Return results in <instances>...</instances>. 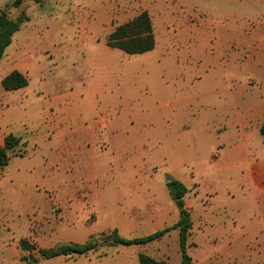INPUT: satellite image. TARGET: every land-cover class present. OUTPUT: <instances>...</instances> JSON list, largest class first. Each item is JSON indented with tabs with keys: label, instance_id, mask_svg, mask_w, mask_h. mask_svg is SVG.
I'll return each instance as SVG.
<instances>
[{
	"label": "rangeland",
	"instance_id": "rangeland-1",
	"mask_svg": "<svg viewBox=\"0 0 264 264\" xmlns=\"http://www.w3.org/2000/svg\"><path fill=\"white\" fill-rule=\"evenodd\" d=\"M14 1L0 0V13L29 17L19 32L30 35L40 61L32 86L40 73L53 82L70 71L75 89H96L107 78L113 99L97 102L93 114L96 102H86L83 124L97 118V140L105 129L120 136L110 151L101 137L107 152L72 166L55 159L49 137L35 146L16 136L24 145L0 171V264H140V254L181 264L171 179L189 190L193 262L249 259L252 228L264 226L262 182L251 169L264 161V139L251 134L247 117L249 103L264 96L250 61L264 42L256 22L264 0H24L19 8ZM143 11L154 25V50L129 55L106 45L115 27ZM80 162L85 171L94 163L98 178L76 177ZM115 229L126 239L169 231L147 244L114 245ZM87 243L95 246L84 254L41 253Z\"/></svg>",
	"mask_w": 264,
	"mask_h": 264
},
{
	"label": "crops",
	"instance_id": "crops-1",
	"mask_svg": "<svg viewBox=\"0 0 264 264\" xmlns=\"http://www.w3.org/2000/svg\"><path fill=\"white\" fill-rule=\"evenodd\" d=\"M261 16L262 18H256V22L261 25V36L264 39V10L261 12ZM18 33L14 35L12 44L7 48L0 63V69H5L0 73V133L3 135L2 143H5V138L10 134L23 137L25 145L30 143L28 139L31 138V143L35 146L42 145L49 137L50 147L54 148L56 146L55 159H58L61 163L63 162L62 158L67 159L69 166H72L74 162L76 163L78 159L82 160L89 153H95L96 155L99 151L101 153L103 151L107 152V149L99 148L97 144L101 141V137H104V141L110 143V146H108L110 151L112 149L111 142L113 140L118 141L120 136L118 131L116 129H105L99 133L100 139L97 140L94 138L97 118H94L91 125L88 123L83 124L85 121L83 120L84 112L88 107L85 105L86 102L92 101V104L96 102L91 108L93 114L94 111H97V102L108 103L113 99L109 96L108 79H103V76H101L102 78L97 83L96 89L92 85H83L80 89H75L73 75L70 71L64 72L62 80H54L53 82L48 81V78L46 80V76L40 73L39 78L35 79V85L32 86L31 77L35 75L40 61L36 58L32 59V57H35V55H32L35 51L28 43L30 35ZM19 40L20 42H18ZM262 45L264 47V42ZM19 47H21V50L18 49ZM262 47L252 49L250 61L254 62L256 60V73L253 78L258 82V87L264 89V48ZM11 53L14 56L9 61L7 55L9 56ZM15 70L28 76L29 81L27 87L15 90V92H21V95L17 98L10 96L13 91H6L2 86L3 79ZM31 86V91H27ZM35 93L41 95L37 96L36 94L34 97L30 95ZM22 94L25 95L22 96ZM74 106L77 107L72 109ZM247 113L250 132L256 138L264 123L263 95L260 99H254L249 103ZM100 118H105V114ZM110 136H113L111 140ZM258 142H260V139ZM66 151L69 153L68 157ZM259 161L257 163L260 164L258 166L252 164L251 169H255L252 171L253 177L254 179H260L262 182L260 190L264 193V161ZM81 165L84 164L80 162V165L76 168L83 172L74 171L76 177L85 175L88 178H98L94 163H89L88 166L85 164L86 171L83 167L79 168ZM252 232L253 235L247 245L254 250L249 252V259H245L242 264H264V226L253 227ZM234 260L236 264L237 259Z\"/></svg>",
	"mask_w": 264,
	"mask_h": 264
},
{
	"label": "trees",
	"instance_id": "trees-1",
	"mask_svg": "<svg viewBox=\"0 0 264 264\" xmlns=\"http://www.w3.org/2000/svg\"><path fill=\"white\" fill-rule=\"evenodd\" d=\"M24 0H15L13 7L19 8ZM29 20L25 14L20 15L17 19L9 18L8 12L2 10L0 13V63L4 57L7 48L12 44L14 35L20 31L21 26ZM106 45L112 49H118L129 55L144 54L154 50L156 46L155 30L152 19L148 12L143 11L133 20L124 24L118 25L108 35ZM28 79L19 71H13L7 75L3 81L2 86L6 91H15L28 86ZM260 133L264 137V123L260 128ZM25 144V143H24ZM20 137L12 134L5 138L4 146L0 148V171L8 167L11 160L9 152L18 146L24 145ZM20 153L21 150H19ZM172 200L178 206L180 213V220L177 224L179 228V247L181 253V264H195L192 257L189 255L188 238L193 229V222L191 212L184 204V197L189 190L182 182L171 179L167 182ZM169 229L157 231L145 237L126 239L118 234L115 229L112 232V243L117 244H147L163 237ZM95 245L87 243L84 245H62L57 249L41 251L43 256L55 257L60 255H69L72 253L84 254L92 250ZM140 264H169L164 260H157L147 254L139 255Z\"/></svg>",
	"mask_w": 264,
	"mask_h": 264
}]
</instances>
